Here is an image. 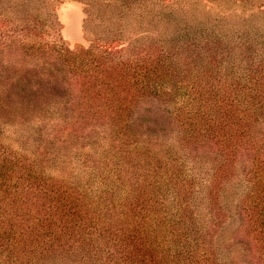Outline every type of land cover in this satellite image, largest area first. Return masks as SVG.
Here are the masks:
<instances>
[{
	"label": "rangeland",
	"instance_id": "obj_1",
	"mask_svg": "<svg viewBox=\"0 0 264 264\" xmlns=\"http://www.w3.org/2000/svg\"><path fill=\"white\" fill-rule=\"evenodd\" d=\"M261 94L264 0H0V264H264Z\"/></svg>",
	"mask_w": 264,
	"mask_h": 264
},
{
	"label": "trees",
	"instance_id": "obj_2",
	"mask_svg": "<svg viewBox=\"0 0 264 264\" xmlns=\"http://www.w3.org/2000/svg\"><path fill=\"white\" fill-rule=\"evenodd\" d=\"M258 98H260V100H259V102H260V105L261 106H264V94H261ZM253 102V105L254 106H258V105H256L255 103H254V100L252 101ZM226 103L227 104H232V102L231 101H226ZM252 109H254V108H252ZM231 110H235L234 108H232V107H228V109H227V114L231 111ZM251 110V109H250ZM250 112V111H249ZM245 118H246V120H250V119H252L251 118V114L250 113H248V114H246V116H245ZM237 122H233L231 125L232 126H234L235 124H236ZM227 124V123H226ZM201 128H202V126L201 125H199ZM203 129V128H202ZM199 130L200 129H196V131H194V132H192V134L193 135H196L198 132H199ZM230 132H231V134H230ZM230 132H229V137L232 139V138H234V135L237 133V130L236 129H231L230 130ZM223 136H224V134H223ZM233 144V142L231 143V145ZM48 248V247H47Z\"/></svg>",
	"mask_w": 264,
	"mask_h": 264
}]
</instances>
